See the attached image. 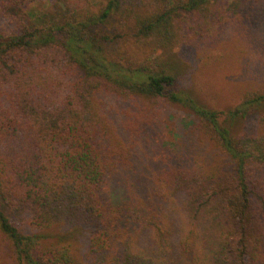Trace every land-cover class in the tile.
Masks as SVG:
<instances>
[{"label":"trees","instance_id":"trees-1","mask_svg":"<svg viewBox=\"0 0 264 264\" xmlns=\"http://www.w3.org/2000/svg\"><path fill=\"white\" fill-rule=\"evenodd\" d=\"M154 1L0 0V231L14 264H264V90L217 109L180 87V47L231 22V0ZM107 98L137 113L120 123L132 139L148 111L188 110L208 153L167 150L150 195H131L115 182L138 144L114 137ZM154 197L180 201L176 241Z\"/></svg>","mask_w":264,"mask_h":264},{"label":"rangeland","instance_id":"rangeland-1","mask_svg":"<svg viewBox=\"0 0 264 264\" xmlns=\"http://www.w3.org/2000/svg\"><path fill=\"white\" fill-rule=\"evenodd\" d=\"M104 1L108 0H89L94 11H98ZM164 1L159 0V3ZM227 7L235 15L231 22L219 26L207 39L186 41L178 51L188 70L180 87L189 89L201 103L217 109L237 105L248 91L264 90V0H231ZM105 30L112 32L114 27L108 24ZM107 101L109 117L118 128L117 132L113 131L114 137L130 141L131 135L120 123H126L124 118L129 115L135 118L137 113L128 102L116 103L108 98ZM189 114L188 110L174 105L148 111L143 117L145 125L137 126L138 136L132 139L138 144L135 160L119 168L117 186L131 195L148 197L154 173L161 165L173 161L168 156L163 157L167 150L191 159L200 150L202 156L206 155L210 145L191 133L187 126ZM212 154L211 161L214 160ZM162 201L154 197L149 204L171 214L177 227L176 241L187 226L186 215L180 201L175 204ZM23 215L14 211L11 218L20 223ZM8 245L0 231V264H14Z\"/></svg>","mask_w":264,"mask_h":264}]
</instances>
